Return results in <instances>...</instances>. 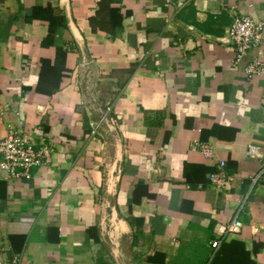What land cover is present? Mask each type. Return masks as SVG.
<instances>
[{"label":"crops","instance_id":"0c3cea01","mask_svg":"<svg viewBox=\"0 0 264 264\" xmlns=\"http://www.w3.org/2000/svg\"><path fill=\"white\" fill-rule=\"evenodd\" d=\"M99 3L0 0V140L53 150L29 179L0 168V260L264 264V75L245 74L256 51L234 67L230 37L236 16L264 23V0L111 1L100 23L115 35L93 31ZM47 8L67 27L54 46ZM66 42L59 87L41 85ZM109 106L115 123L94 133ZM236 216L240 234L213 249Z\"/></svg>","mask_w":264,"mask_h":264},{"label":"built area","instance_id":"2783aa9c","mask_svg":"<svg viewBox=\"0 0 264 264\" xmlns=\"http://www.w3.org/2000/svg\"><path fill=\"white\" fill-rule=\"evenodd\" d=\"M232 46L235 51L233 61L234 67L240 66L244 60L253 51L257 55L246 64L244 71L248 78L253 79L264 75V51L261 49L264 37V23L255 20L251 16H236L230 29ZM96 108H99L92 101ZM101 110V120L96 125L95 131L101 127V124L108 122L115 123L112 118V107H106ZM204 154L210 155L206 146L200 147ZM255 147H252V153ZM53 150L49 146L36 148L18 131L12 129L4 139L0 140V168L5 171L8 177L29 179L34 168H41L51 163ZM226 163L222 161L219 164L218 172L210 175V183L217 188H225L229 185L232 178L227 175L224 168ZM254 182L261 180L264 183L262 172L253 178ZM243 228L242 221L236 216L227 225L217 230L218 238L213 241L212 247L217 250L229 237L240 234ZM0 264H25L22 255H14L9 260H0Z\"/></svg>","mask_w":264,"mask_h":264},{"label":"trees","instance_id":"16d2710c","mask_svg":"<svg viewBox=\"0 0 264 264\" xmlns=\"http://www.w3.org/2000/svg\"><path fill=\"white\" fill-rule=\"evenodd\" d=\"M111 1H116V0H100L99 9L97 11V14L94 18L91 19V25L93 26V31L97 30L99 28L103 31L108 32L111 35H115V32L118 28L117 27L118 25L116 26L113 24V25L109 26V25H102L100 23V16H101V13L105 9V4L108 2H111ZM41 10H42V12H48V15L45 16V18H47V19H45V20H47L49 22V34H48V37L43 42V45L54 46V44H55L54 39H55V35H56L57 31L62 29V28H67L65 25V18L61 15L59 16L57 14H54L53 11L49 8L41 9ZM113 11L114 10H112V12ZM37 17H38V15H37ZM37 17H36V15H33L31 17V19H34ZM121 23H122V21H121ZM69 44L70 43L66 42L63 46H58L56 48L57 54H56L54 66L52 68L49 67L50 64L48 62H46V61H45V63L43 62V64H44L42 67L43 71L41 72L40 82H39V83H41V85L48 84V82L50 81L51 78H56V79L58 78V80L56 81L57 82L56 89L59 87L61 76H63L62 73L67 72V69H66L67 54L71 50L74 49L73 45H71V44L69 45ZM46 66H47V69H46ZM44 93H47L48 96H51L53 94L52 91H50V92L44 91ZM93 231H96V228L91 229L90 233L92 234ZM96 239L98 240L97 237H96Z\"/></svg>","mask_w":264,"mask_h":264}]
</instances>
